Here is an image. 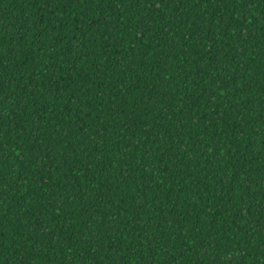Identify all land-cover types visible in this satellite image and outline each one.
<instances>
[{"label":"trees","instance_id":"16d2710c","mask_svg":"<svg viewBox=\"0 0 264 264\" xmlns=\"http://www.w3.org/2000/svg\"><path fill=\"white\" fill-rule=\"evenodd\" d=\"M0 264H264V0H0Z\"/></svg>","mask_w":264,"mask_h":264}]
</instances>
